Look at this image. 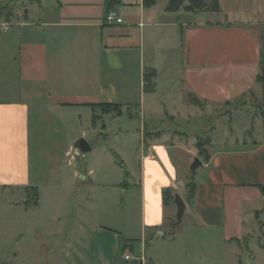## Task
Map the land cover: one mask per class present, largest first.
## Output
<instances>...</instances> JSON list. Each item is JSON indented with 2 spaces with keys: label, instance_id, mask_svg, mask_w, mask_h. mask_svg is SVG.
<instances>
[{
  "label": "crops",
  "instance_id": "obj_1",
  "mask_svg": "<svg viewBox=\"0 0 264 264\" xmlns=\"http://www.w3.org/2000/svg\"><path fill=\"white\" fill-rule=\"evenodd\" d=\"M106 1L0 0L12 11L0 19L8 27L0 33V264H131L128 252L145 264H227L220 242L179 247L177 208L163 192L185 201L190 228L251 250L249 218L264 213V0H219V12L197 13L167 12L169 0L151 8L121 0L120 25L106 23ZM175 57L180 77L163 96L161 73H173ZM147 70L156 72L153 93L144 92ZM99 104L140 106L151 121L113 184L97 165L66 162L93 132L107 143L106 118L117 115L97 110L94 123ZM218 112L227 124L211 140L190 206L181 171L197 158L199 137L147 129ZM110 186L124 191L95 196ZM28 188L38 190L37 204Z\"/></svg>",
  "mask_w": 264,
  "mask_h": 264
},
{
  "label": "rangeland",
  "instance_id": "obj_2",
  "mask_svg": "<svg viewBox=\"0 0 264 264\" xmlns=\"http://www.w3.org/2000/svg\"><path fill=\"white\" fill-rule=\"evenodd\" d=\"M170 66L171 70H173V73L168 74L165 71L161 73V82L164 86V88H161V93L163 96H165L166 92L175 90L169 87V83L171 80L176 82L180 77V62L179 58L175 57L173 59ZM169 90V91H168ZM131 110V111H130ZM125 108L124 112L121 116H115V117H107L106 118V124L108 125V131H106L107 135V143H104V137L100 136V133L93 132L91 135H89L87 140L88 142H91L95 144V149L92 152H89L85 155L81 154L79 151H77V154L74 153V160L72 162L74 163L75 167L79 171H83L84 167L83 164L87 163L90 166L96 167V165L101 168V173H107L108 175V181L113 184V182H121L119 180H123V173L126 169L121 167V165L118 163L117 155L122 160L129 161L130 158L134 159L133 150L136 149L139 146L140 140L142 139V134L144 133V125L145 120L148 122V125H150L149 122L150 118L148 113L146 116H144V112L141 111L140 106H133L131 109ZM229 108H224V112L229 111ZM222 112V111H221ZM218 112L215 113L213 116H206L205 119H196L192 120L191 122H187L184 120H177V122L173 123L169 120H164L157 124L156 127H153L151 125L147 132L149 131H155V130H172L174 132H178L180 134L184 135H190L193 137L198 136L199 138H208L210 140L213 139L214 136L223 134V128L222 125H226L227 122L223 119L222 125H220V120L222 119V116L224 117L225 114ZM131 114L133 116H131ZM89 118V116H88ZM227 120L230 119V117H225ZM83 125L86 128L92 129V121L86 118L84 115V122ZM103 122L100 123V126L102 127ZM240 133H237L236 136L240 137ZM192 137V138H193ZM219 137V136H218ZM118 153V154H117ZM197 158L200 159V161L203 163L202 158H200L197 154ZM69 161L66 158V162ZM204 164V163H203ZM202 168H199L196 172L197 177L198 173L200 174L202 172ZM181 178L186 183L187 178L191 176L190 168H186L181 171ZM124 189H116L112 188L111 186L104 189V190H96L95 196H116L119 194H122ZM134 193V192H132ZM120 198V197H119ZM186 199V195H185ZM107 200V199H106ZM138 200V198H137ZM135 200L133 202L134 206V212L136 215L135 220L137 221L138 217V210L139 205L138 201ZM111 203L109 201H101L100 205L109 206ZM192 206V205H190ZM122 207V201H119L118 203V209H121ZM117 209V206H116ZM187 209V208H186ZM95 222H99V219H97V216L94 217ZM1 221V220H0ZM102 221V219H101ZM249 221L251 222V228H253L254 235H252V240L250 242L251 250H249L245 244L242 245H233L229 246L226 244L223 240V236L221 232H217L216 236H214V239H211L209 237V234L207 231L204 230H198V229H192L189 227V220L187 217L183 219V222L177 226V241L179 242L180 248H183L184 245L194 241H204L205 243H208L211 241L214 242H220L221 245V252H222V258L226 260L227 264H233L235 261V254H240L241 256L238 257L240 263V260H242V264H264V227H262V221H264V213L260 216V221H258L255 217H250ZM104 222V221H103ZM103 224V223H102ZM175 224V223H174ZM247 239V238H244ZM243 239V243H245V240ZM47 252H50L48 250ZM237 263V264H238Z\"/></svg>",
  "mask_w": 264,
  "mask_h": 264
},
{
  "label": "trees",
  "instance_id": "obj_3",
  "mask_svg": "<svg viewBox=\"0 0 264 264\" xmlns=\"http://www.w3.org/2000/svg\"><path fill=\"white\" fill-rule=\"evenodd\" d=\"M157 0H143V6L145 8H151L155 6ZM121 5V0H107L106 1V11L107 15L114 10L116 7ZM180 10H184L189 13H197L201 11L206 12H219L221 10L219 0H169L168 6L166 8L167 12H178ZM5 14V15H4ZM12 15V11L8 8L0 9V19L2 16L9 19ZM156 77V72L153 70H147L144 75V92L145 93H153L156 90L154 79ZM258 82L262 84L264 89V63L262 66V74L258 77ZM197 105L202 106L200 102L197 101ZM91 108L94 111L93 121L96 123L98 120V116L96 115V111L100 110L102 115H110L115 114L117 116H121L123 114L122 106L117 104H99V105H91ZM197 149L198 156L202 158L203 163H208L211 159V154L209 152V147L211 146V140L206 138H198L197 140ZM118 163L121 167L124 168V163L117 155ZM125 169V168H124ZM191 173V171H190ZM126 179H128V173L126 171L125 174ZM186 201L189 205H193L196 192L198 188V180L197 174L191 173V176L187 178L186 183ZM262 194L264 195V185L260 186ZM27 193L29 195V199L31 203L37 204L38 202V190L36 188H28ZM163 198L165 204H170L174 202V193L172 189H165L163 192Z\"/></svg>",
  "mask_w": 264,
  "mask_h": 264
},
{
  "label": "water",
  "instance_id": "obj_4",
  "mask_svg": "<svg viewBox=\"0 0 264 264\" xmlns=\"http://www.w3.org/2000/svg\"><path fill=\"white\" fill-rule=\"evenodd\" d=\"M76 149L81 154L85 155L91 152L92 147L85 139H80L76 144ZM201 167H203V163L200 161L199 158H196L190 167V171L191 173H196L197 170ZM174 204L176 205L177 208V214H176V222L173 226V229H175V227L179 226L183 222V218L185 216L186 208H187L185 201L181 198L179 194H175Z\"/></svg>",
  "mask_w": 264,
  "mask_h": 264
},
{
  "label": "built area",
  "instance_id": "obj_5",
  "mask_svg": "<svg viewBox=\"0 0 264 264\" xmlns=\"http://www.w3.org/2000/svg\"><path fill=\"white\" fill-rule=\"evenodd\" d=\"M106 23L109 25H120L122 24V19L120 18L119 14L112 10L106 17ZM8 30V27H1L0 26V33L6 32ZM74 153H69V162H72L74 160ZM124 258L127 262L131 264H145L144 258L141 256L134 255L133 253H125Z\"/></svg>",
  "mask_w": 264,
  "mask_h": 264
}]
</instances>
